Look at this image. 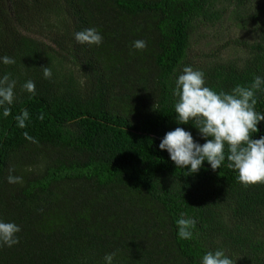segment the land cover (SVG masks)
<instances>
[{"label":"trees","instance_id":"16d2710c","mask_svg":"<svg viewBox=\"0 0 264 264\" xmlns=\"http://www.w3.org/2000/svg\"><path fill=\"white\" fill-rule=\"evenodd\" d=\"M252 0H0V78L16 81L11 114L0 108V220L20 226L19 243L0 246V264H200L223 249L236 264H264V183L245 187L227 167L176 168L159 143L176 122L172 94L185 66L230 92L264 77V24L253 39L213 45L228 14L255 20ZM57 17V23L52 18ZM95 27L99 46L75 33ZM144 40L143 50L133 42ZM247 56L221 62L226 45ZM209 58V59H208ZM69 64L59 76L52 63ZM52 71L50 79L43 68ZM35 83V95L23 88ZM256 111L264 114V87ZM27 109L26 127L16 116ZM253 139L264 136V120ZM25 133L32 139L25 137ZM36 141V142H33ZM12 175L22 183H9ZM181 213L197 220L178 238Z\"/></svg>","mask_w":264,"mask_h":264},{"label":"clouds","instance_id":"9594fccd","mask_svg":"<svg viewBox=\"0 0 264 264\" xmlns=\"http://www.w3.org/2000/svg\"><path fill=\"white\" fill-rule=\"evenodd\" d=\"M75 40L81 44L101 45L103 36L95 27L86 28L75 33ZM133 48L143 51L147 47L144 40L133 42ZM6 65L14 64L15 60L3 56ZM43 68V75L50 79L52 71ZM16 81L10 79V74L0 78V108L5 117L11 114L10 107L15 100ZM264 87V77L256 75L250 85H236L230 92L215 91L207 86L205 73L185 66L175 81L172 94L176 97L174 104L175 119L178 124L191 122L204 138L203 144L194 140L192 133L182 127L166 132L159 143L161 150H167L176 168H188V174L199 172L207 161L212 170L220 169L228 161L227 167L238 173V181L245 187L264 183V136L253 139V133L259 131L257 125L264 120V114L256 111L257 92ZM23 88L35 95V83L25 82ZM29 118L27 109L16 116L18 126L26 127ZM26 138L32 139L27 133ZM33 142H36L33 140ZM9 168L8 182L22 183L23 178L12 175ZM177 235L181 240L194 238L197 220L181 213L176 220ZM19 225L13 221L0 220V246L12 247L19 243L17 233ZM116 253H108L104 259L106 264H112ZM200 264H236L223 249L208 250L203 254Z\"/></svg>","mask_w":264,"mask_h":264},{"label":"rangeland","instance_id":"374dc122","mask_svg":"<svg viewBox=\"0 0 264 264\" xmlns=\"http://www.w3.org/2000/svg\"><path fill=\"white\" fill-rule=\"evenodd\" d=\"M252 3L254 6H261L262 4H264V0H252ZM52 22L57 23V17H53ZM260 24H264V8L258 12L255 20L245 19L241 22H236L233 20L231 14H228L225 17V20L220 28V36L217 37V33V36L215 35L213 40H211V37L214 35H212L211 31H209V28H206L205 32H209L206 36V40L212 43V46L219 45L223 41L229 40L231 38L233 39L234 37H241L247 40H251L253 39L256 28H258ZM247 54L248 53L241 48L227 44L225 47L219 50L216 59H219L221 62H227L229 60L240 61L244 59ZM52 70L59 76H75L77 74L76 70L72 68L71 65L62 64L61 62H58V64L53 62Z\"/></svg>","mask_w":264,"mask_h":264}]
</instances>
